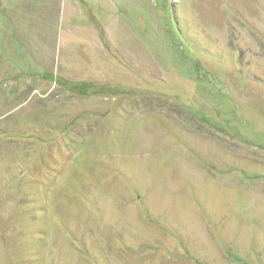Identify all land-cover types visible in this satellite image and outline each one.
Wrapping results in <instances>:
<instances>
[{
  "label": "rangeland",
  "instance_id": "obj_1",
  "mask_svg": "<svg viewBox=\"0 0 264 264\" xmlns=\"http://www.w3.org/2000/svg\"><path fill=\"white\" fill-rule=\"evenodd\" d=\"M0 264H264V0H0Z\"/></svg>",
  "mask_w": 264,
  "mask_h": 264
},
{
  "label": "trees",
  "instance_id": "obj_2",
  "mask_svg": "<svg viewBox=\"0 0 264 264\" xmlns=\"http://www.w3.org/2000/svg\"><path fill=\"white\" fill-rule=\"evenodd\" d=\"M69 88H74L77 90H82L83 84L75 85V84H69Z\"/></svg>",
  "mask_w": 264,
  "mask_h": 264
}]
</instances>
